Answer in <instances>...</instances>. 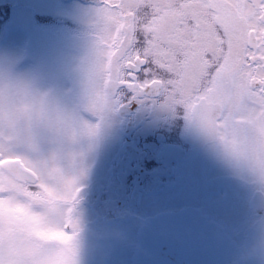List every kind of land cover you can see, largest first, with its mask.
<instances>
[{
  "label": "snow or ice",
  "instance_id": "snow-or-ice-1",
  "mask_svg": "<svg viewBox=\"0 0 264 264\" xmlns=\"http://www.w3.org/2000/svg\"><path fill=\"white\" fill-rule=\"evenodd\" d=\"M100 5L81 93L89 108L103 117L130 99L162 97L208 138L251 157L264 181V0ZM19 149L0 138V264H62L56 245L73 239L69 226L78 232L58 207L78 203L76 154L69 173Z\"/></svg>",
  "mask_w": 264,
  "mask_h": 264
},
{
  "label": "flooded vegetation",
  "instance_id": "flooded-vegetation-1",
  "mask_svg": "<svg viewBox=\"0 0 264 264\" xmlns=\"http://www.w3.org/2000/svg\"><path fill=\"white\" fill-rule=\"evenodd\" d=\"M53 1L57 8L74 11L73 16L48 11L37 22L40 31L55 35L58 51L63 33L94 37L84 24L88 16L75 7L98 8L100 0ZM2 2L0 6H8L7 17L22 8L14 0ZM10 29L0 24V51L3 35ZM35 60L2 57L0 64L17 76L21 68L41 67L42 92L62 107L72 108L82 92L75 73L78 62L61 57L54 62L43 58L38 64ZM61 66L70 67V73L62 74ZM87 123L99 124L98 135L59 148L53 159L67 170L73 163L67 153L76 154L78 264H133L144 222L186 210H196L223 227L242 249L244 264H264V235L254 239V233L264 228V181L229 164L217 143L186 119L182 110L172 109L162 97L137 98ZM197 238L187 233L153 235V264H201L200 254L190 245Z\"/></svg>",
  "mask_w": 264,
  "mask_h": 264
},
{
  "label": "clouds",
  "instance_id": "clouds-1",
  "mask_svg": "<svg viewBox=\"0 0 264 264\" xmlns=\"http://www.w3.org/2000/svg\"><path fill=\"white\" fill-rule=\"evenodd\" d=\"M99 117L98 112L92 111L86 99L80 95L72 108L67 109L57 104L50 96L39 89V78L17 76L7 70H0V138L11 140L22 149L36 151L41 143H49L63 149L65 146L82 141H91L99 133V124L93 126L95 135H89L87 121ZM224 159L241 170H249L252 158L233 145L216 141ZM67 153V157H70ZM73 163L66 170L71 173ZM259 178V177H258ZM77 203L68 205L59 203L63 210V219L75 221L74 210ZM72 208L69 217L68 209ZM73 239L66 244H57L62 253V264H78V236L71 226L67 229Z\"/></svg>",
  "mask_w": 264,
  "mask_h": 264
},
{
  "label": "rangeland",
  "instance_id": "rangeland-1",
  "mask_svg": "<svg viewBox=\"0 0 264 264\" xmlns=\"http://www.w3.org/2000/svg\"><path fill=\"white\" fill-rule=\"evenodd\" d=\"M13 1V0H11ZM17 3V6L22 7L19 10L15 11V16L6 15V10L8 6H0V24L3 26H10V29L7 34L3 37V41L1 43L2 50L0 51V58L8 57L13 59H22V58H30L37 59L34 64H38L43 62V58L51 59L52 62L55 61L56 58L76 60L77 64V73L78 75V89L81 91L83 89L84 83V66L86 60L89 55V50L94 42L93 36H84L76 35V34H67L63 33L62 38L60 40L61 51L57 50L58 41L55 39V35L49 33H43L40 31L37 23L39 20H42V14L47 13L48 11H52L50 15H60V16H73L74 11L63 6H58L57 3H54L53 0H14ZM50 2L52 5H50ZM0 3H3L0 0ZM24 5V8H23ZM55 5V6H54ZM2 9V10H1ZM78 12L83 15L88 16L86 22L84 23L89 29L94 31L93 24L96 19L95 10L97 8L92 7H75ZM8 14V13H7ZM6 15V16H5ZM2 18H4L2 20ZM63 61V63H65ZM68 63V62H67ZM35 67V65H33ZM63 73L69 74L67 72L68 66H61ZM33 67L21 68L17 71L16 74L18 76H26L29 74H36L39 78V89L41 90V79L43 76L40 69L36 66L35 69ZM70 69V67H68ZM0 70H7L8 66H5V63L0 64ZM79 91V92H80ZM82 93V92H81ZM59 148L56 145L49 143H41L37 146L36 151H28L26 149H19L17 154L27 157L32 160H49L53 161L55 154H58ZM58 152V153H56ZM255 234L254 239L258 241V239L262 238L264 235V228L259 229ZM257 244V243H256ZM258 245V244H257Z\"/></svg>",
  "mask_w": 264,
  "mask_h": 264
},
{
  "label": "water",
  "instance_id": "water-1",
  "mask_svg": "<svg viewBox=\"0 0 264 264\" xmlns=\"http://www.w3.org/2000/svg\"><path fill=\"white\" fill-rule=\"evenodd\" d=\"M162 233L196 235L198 238L191 240L190 245L191 249L200 254L198 257L201 264H244L242 249L227 235L225 229L213 225L196 210L164 214L145 221L138 232L139 245L135 250L133 264H153L150 249L154 241L152 238Z\"/></svg>",
  "mask_w": 264,
  "mask_h": 264
}]
</instances>
